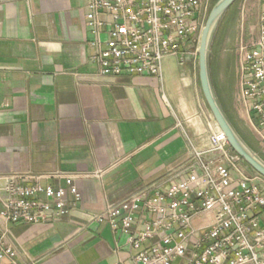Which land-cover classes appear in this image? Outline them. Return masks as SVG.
I'll return each instance as SVG.
<instances>
[{"label": "crops", "instance_id": "obj_1", "mask_svg": "<svg viewBox=\"0 0 264 264\" xmlns=\"http://www.w3.org/2000/svg\"><path fill=\"white\" fill-rule=\"evenodd\" d=\"M85 6L0 0V176L46 186L56 172L103 171L75 179L81 201L69 217L7 225L37 264H133L124 234L107 225L82 228L87 213L161 180L187 161L189 141L201 147L209 132L198 64L167 58L160 79L101 77L87 45ZM241 9L238 44L249 46L259 36L264 0H243Z\"/></svg>", "mask_w": 264, "mask_h": 264}, {"label": "built area", "instance_id": "obj_2", "mask_svg": "<svg viewBox=\"0 0 264 264\" xmlns=\"http://www.w3.org/2000/svg\"><path fill=\"white\" fill-rule=\"evenodd\" d=\"M213 0H86L91 61L101 77L161 78L162 63L197 62ZM238 101L264 148V14L259 36L238 46ZM191 118H193L191 116ZM205 143L189 141L187 161L100 211L82 228L107 225L125 235L133 264H264V179L248 172L208 114ZM185 123L193 124L189 117ZM91 175L56 172L52 185L0 176V264H37L8 224H41L70 216L81 201L75 184Z\"/></svg>", "mask_w": 264, "mask_h": 264}, {"label": "rangeland", "instance_id": "obj_3", "mask_svg": "<svg viewBox=\"0 0 264 264\" xmlns=\"http://www.w3.org/2000/svg\"><path fill=\"white\" fill-rule=\"evenodd\" d=\"M215 2L216 0L211 2V8ZM242 3L243 0H237L229 8L213 33L208 54L209 76L224 114L228 116L241 138L257 152L258 156L264 158V148L250 130L244 108L237 100L238 46L240 45L238 40L242 27ZM204 105L211 116L205 103ZM188 117L191 122L195 121L191 116ZM244 167L249 171L248 167Z\"/></svg>", "mask_w": 264, "mask_h": 264}, {"label": "water", "instance_id": "obj_4", "mask_svg": "<svg viewBox=\"0 0 264 264\" xmlns=\"http://www.w3.org/2000/svg\"><path fill=\"white\" fill-rule=\"evenodd\" d=\"M236 1L216 0L207 16L198 45V82L204 103L210 111L218 129L225 137L230 149L251 172L264 179V161L247 146L228 121L215 96L209 76L208 54L213 33L223 15Z\"/></svg>", "mask_w": 264, "mask_h": 264}, {"label": "trees", "instance_id": "obj_5", "mask_svg": "<svg viewBox=\"0 0 264 264\" xmlns=\"http://www.w3.org/2000/svg\"><path fill=\"white\" fill-rule=\"evenodd\" d=\"M225 116L227 117V119H228V121L230 122V124L232 125V127L234 128V126H233V124H232V122L230 121V119L228 118V116L225 114ZM235 129V128H234ZM235 131H236V129H235ZM237 132V131H236ZM238 133V132H237ZM239 135V134H238ZM240 136V135H239ZM241 137V136H240ZM242 140L247 144V146L252 150V151H254L256 154H257V152L242 138ZM258 155V154H257ZM263 161H264V158H262L261 156H259ZM243 165L244 166H246L244 163H243ZM247 167V166H246ZM249 169V168H248ZM249 171L251 172V170L249 169ZM248 171V172H249Z\"/></svg>", "mask_w": 264, "mask_h": 264}]
</instances>
